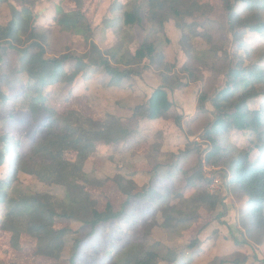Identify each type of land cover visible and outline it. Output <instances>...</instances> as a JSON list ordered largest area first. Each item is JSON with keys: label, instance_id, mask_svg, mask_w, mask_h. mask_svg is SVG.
I'll return each mask as SVG.
<instances>
[{"label": "trees", "instance_id": "trees-1", "mask_svg": "<svg viewBox=\"0 0 264 264\" xmlns=\"http://www.w3.org/2000/svg\"><path fill=\"white\" fill-rule=\"evenodd\" d=\"M0 1L6 3L11 11L10 20L0 23V58H6L7 54L10 56L6 48L15 50L29 80L24 97L42 109L54 111H48L43 118H38L31 110L22 109L20 113L33 114L34 118L20 121V126L27 128L18 138L10 133L13 125L17 124L18 115L15 112L18 110V99L14 100L5 93L0 96V122L9 126L8 133L0 137V166L6 156L18 150V171L66 189L65 197L60 199L50 192L29 191L19 182L14 183L12 177L0 179V230L11 233L12 246L16 249L20 248L22 238L28 236L36 242L37 255L58 260L63 258L65 237L71 230L69 227L58 228L56 223L68 220L89 226L90 233L75 241V251L68 259L67 264H77L82 245L103 236L97 234L101 226L108 225L107 235L110 236H113L115 228H121L120 224L140 226L138 219L143 216L142 212L131 210H136L138 204L147 203L144 211L150 214L152 221L141 228L142 237H128L124 244L114 249L109 259L100 264H160V253L147 245V239L156 227L180 235L200 219L201 209L213 211L223 203L217 192L210 191V180L207 181L203 174L202 165L193 175L185 178L182 186L176 185L175 180L180 171L179 157L188 154L187 149L173 152L171 156L174 161L171 163L156 161L151 166L154 172L160 168L167 169L166 174H161L160 181L153 185L138 183L141 172L110 176L108 179L117 183L127 198L119 209H115L111 202H107L101 209L86 189L92 178L85 171V163L97 151L100 142L122 145L133 130L124 127L121 117L115 114L106 113L104 118L97 119L73 108L58 110L51 101L52 92L49 91V88L52 90V87L62 84L63 101L68 103L74 80L91 67L102 71L97 77L99 82L122 87L133 77L142 75L150 63H161L164 66L161 71L162 85L153 91L147 102L135 106L132 115L139 124L160 118H173L181 127V115L171 112L173 102L168 90L178 89L184 86V82L172 73V66L164 62L163 54L150 39H145L135 51L130 47L135 41V35L129 29L142 25L144 20L141 0L128 1L122 15L124 26L128 28L123 30L121 27L115 45L105 49L93 39L94 27L85 13L84 0H72L76 8L70 11H65L58 4L53 18L55 27L73 36L75 43H87L89 46L83 53L66 47L54 55H49L51 30L40 29L36 23L33 9L36 0ZM147 1L146 17L160 31L171 19L181 22L182 28L186 30L187 26L190 27L187 18L210 6L208 1L200 0ZM237 2L245 6L243 12L235 9ZM224 4L229 13L228 29L236 41L238 51L234 53L237 58L225 74L224 87L218 89L211 98L206 93L199 95L200 109L206 110L209 100L214 107V118L204 133L212 144L205 162L217 165L226 158V186L232 187L246 200V233L251 236L264 235V111L252 107L256 100L264 99V52L260 54L258 51L264 48V0H224ZM247 33L257 34V42L261 44L256 46L246 40ZM207 37L211 39L209 34ZM188 41L185 32L181 42L186 45ZM232 130L249 131L254 137L242 147L220 145L217 136ZM25 147L29 151L22 154L21 149ZM109 159L112 158L108 155L106 161ZM188 189L194 190L187 194ZM199 242V239H193L189 246L195 248ZM246 260L245 256L242 259L215 257L210 264H240ZM258 261V264H264V258ZM180 264L189 263L181 261Z\"/></svg>", "mask_w": 264, "mask_h": 264}, {"label": "rangeland", "instance_id": "rangeland-1", "mask_svg": "<svg viewBox=\"0 0 264 264\" xmlns=\"http://www.w3.org/2000/svg\"><path fill=\"white\" fill-rule=\"evenodd\" d=\"M128 1L84 0L85 13L94 27L93 39L103 49L115 45L121 27L123 30L128 28L124 26L122 20ZM200 1H208L210 6L187 18L190 27L187 26L184 30L181 22L171 19L160 31V28L146 17L148 1L141 0L143 23L129 29L135 35V41L130 46L132 51H135L145 39H150L163 54L164 62L172 66V73L184 82V86L173 91L168 90L169 98L173 102L171 112L174 115H181V127L173 118H160L139 124L132 115L133 108L147 102L153 91L162 85L161 71L164 66L161 63H150L148 68L142 71V75L133 77L122 87L108 86L104 82H99L97 77L102 71L91 67L74 80L68 103L63 101L62 84L52 87V90L49 88L53 98L51 101L54 105L56 104L58 110L73 108L86 116H94L97 119L104 118L106 113L115 114L121 117L124 127L133 130L122 145L113 146L107 141L100 142L97 151L85 163V171L90 173L92 178L86 189L91 197L97 200L101 209L107 202H111L115 209H119L127 198L126 193L119 188L118 184L108 179L110 176L117 173L131 175V173L141 172L142 174L138 176V183L153 185L160 181L161 174H166L167 169L160 168L158 172H154L151 166L156 161L163 164L171 163L173 152L179 153L187 149L188 154L179 157L180 171L175 180L176 185L182 186L185 184V178L193 175L199 165H202L203 174L207 181L210 180V191L217 192L223 203L213 211L201 209L200 219L180 235H173L161 227H156L147 239V245L160 253V264H180L181 261H187L189 264H210L215 257L242 259L244 256L247 260L240 264H258V259L264 258V235L253 234L251 236L246 233V200L232 187L226 186L225 176L228 174L226 158H223L217 165L205 162L206 154L212 144L204 133L214 118V107L209 100L206 103V110L200 109L199 95L206 93L211 98L218 89L224 87L225 74L237 58L234 53L238 50L236 41L228 29L229 13L224 0ZM58 4L65 11L76 8L72 0H36L33 8L38 27L51 30L49 55L59 53L66 47L83 53L88 49L87 43H75L73 36L60 32L55 27L53 18L56 15ZM244 7L242 3L235 4V9L240 12H243ZM10 18V8L0 1V23L4 24ZM200 24L202 26H199ZM185 32L189 38L186 45L181 42ZM207 34L210 35V40ZM258 38L259 36L255 33L245 35V39L255 45L261 44L257 42ZM258 51L262 54L264 48ZM7 52L10 56L7 54L6 58H0V96L5 93L14 100L18 99L16 101L18 110L15 112L18 115L17 124L13 125V129L9 132L19 138V135L27 128L20 126V121L34 118L33 114L20 113L22 109L31 110L38 118H43L48 111L49 113L54 111L42 109L34 105L29 98L24 97L28 77L22 69L21 60L16 51L6 48ZM0 107H2L1 99ZM252 107L264 111V99L256 100ZM2 123L0 122V137L8 133L9 127ZM253 137L249 131L232 130L229 133H221L217 139L222 146L242 147L249 144V139ZM12 139L15 140L14 137ZM28 151V147L21 149L22 154ZM108 155L112 159L106 161ZM17 156H19L18 150L6 156L4 163L0 166V179L7 180L12 177L14 183L19 182L29 191L50 192L60 199L65 197L64 186L49 184L33 175L18 171L16 169L19 165ZM148 171H151L150 174L147 173ZM216 178H219L220 182L213 190L212 185ZM193 190L188 189L186 192L190 194ZM144 206L148 204H138L136 210H131L142 212L143 216L138 219L140 226L128 227L120 224L121 228H115L113 236L107 235L108 225L101 226L97 234H103V236L99 240L91 239L87 244L82 245V250L77 256V264L103 263L112 256L116 247L126 242L128 237L130 239L141 238V228L152 221L150 214L144 211ZM1 213L0 207V215ZM56 227H69L71 230L65 237L66 246L62 259L54 260L37 255L36 242L28 236L22 238L20 248L16 249L12 246L11 233L0 230V264H67L75 251V241L84 238L91 229L82 223L68 220L58 221ZM196 238L200 242L195 248H191L189 243ZM226 264L234 263L227 262Z\"/></svg>", "mask_w": 264, "mask_h": 264}, {"label": "built area", "instance_id": "built-area-1", "mask_svg": "<svg viewBox=\"0 0 264 264\" xmlns=\"http://www.w3.org/2000/svg\"><path fill=\"white\" fill-rule=\"evenodd\" d=\"M219 182H220L219 178L214 179V182H213V185H212L213 190L215 189V187L218 186Z\"/></svg>", "mask_w": 264, "mask_h": 264}]
</instances>
